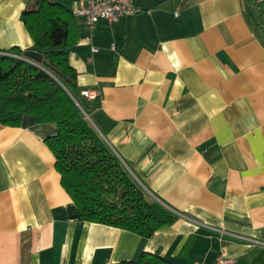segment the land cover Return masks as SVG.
<instances>
[{
    "label": "crops",
    "instance_id": "1",
    "mask_svg": "<svg viewBox=\"0 0 264 264\" xmlns=\"http://www.w3.org/2000/svg\"><path fill=\"white\" fill-rule=\"evenodd\" d=\"M33 1L0 0V53L32 50L20 15ZM132 1L140 14L91 32L73 16L68 63L78 91L97 93L80 97L94 128L178 218L149 238L81 221L44 142L56 126L25 118L0 125V264L143 252L214 264L220 248L234 264H264V12L255 0Z\"/></svg>",
    "mask_w": 264,
    "mask_h": 264
},
{
    "label": "trees",
    "instance_id": "2",
    "mask_svg": "<svg viewBox=\"0 0 264 264\" xmlns=\"http://www.w3.org/2000/svg\"><path fill=\"white\" fill-rule=\"evenodd\" d=\"M251 15V14H250ZM41 61L24 59L19 47L0 54V125L20 127L53 123L56 132L44 142L54 156L60 185L81 221L151 237L178 214L148 196L104 138L89 122L69 65L73 16L53 0H34L20 15ZM130 170L131 166L127 164ZM121 264H169L157 252L141 253Z\"/></svg>",
    "mask_w": 264,
    "mask_h": 264
},
{
    "label": "built area",
    "instance_id": "3",
    "mask_svg": "<svg viewBox=\"0 0 264 264\" xmlns=\"http://www.w3.org/2000/svg\"><path fill=\"white\" fill-rule=\"evenodd\" d=\"M83 3L70 8V13L74 17L82 18L86 30L91 32L99 21L104 20L112 25L117 23L121 18L126 16L137 15L142 10L133 4L132 0H82ZM258 9L264 12V0H255ZM85 40H89L86 37ZM0 54L9 55L4 52ZM25 60L27 58H24ZM81 96L87 98H95L97 93L94 91L83 90ZM224 233V232H222ZM235 238L246 240L241 236L229 234ZM214 264H234V260L230 258L224 248H220Z\"/></svg>",
    "mask_w": 264,
    "mask_h": 264
},
{
    "label": "water",
    "instance_id": "4",
    "mask_svg": "<svg viewBox=\"0 0 264 264\" xmlns=\"http://www.w3.org/2000/svg\"><path fill=\"white\" fill-rule=\"evenodd\" d=\"M25 57L29 60L34 61L35 63H39L41 61V55L35 51H27L25 53ZM86 118L89 120V122L91 123L89 117L87 115H85ZM92 124V123H91ZM93 125V124H92Z\"/></svg>",
    "mask_w": 264,
    "mask_h": 264
},
{
    "label": "rangeland",
    "instance_id": "5",
    "mask_svg": "<svg viewBox=\"0 0 264 264\" xmlns=\"http://www.w3.org/2000/svg\"><path fill=\"white\" fill-rule=\"evenodd\" d=\"M127 169L130 171V173H131V170L129 169V167H127ZM132 174V173H131Z\"/></svg>",
    "mask_w": 264,
    "mask_h": 264
}]
</instances>
